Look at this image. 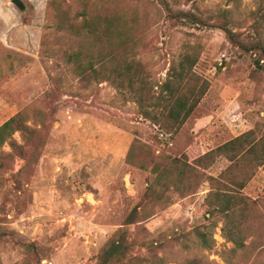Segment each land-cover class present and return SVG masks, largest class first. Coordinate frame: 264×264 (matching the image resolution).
<instances>
[{"label": "rangeland", "instance_id": "rangeland-1", "mask_svg": "<svg viewBox=\"0 0 264 264\" xmlns=\"http://www.w3.org/2000/svg\"><path fill=\"white\" fill-rule=\"evenodd\" d=\"M21 1L22 10L0 0V126L20 113L26 128L0 146V264H99L118 238L128 253L110 264H264V163L234 176L240 190L206 178L229 166L224 156L197 169L203 176H180L188 190L168 183L179 170L172 160L185 159L190 145L205 153L255 125L264 130V0H164L194 14L195 24L169 15L160 0ZM114 15L135 45L126 55L135 51L151 82L166 79L186 46L196 57L192 70L208 89L177 132L143 118L109 81L79 80L66 63L78 48L109 56L114 47L72 45L54 23L75 29L86 17L104 28ZM215 190L256 201L243 218L236 208L229 224L244 248L224 237L223 216L207 199Z\"/></svg>", "mask_w": 264, "mask_h": 264}, {"label": "trees", "instance_id": "trees-1", "mask_svg": "<svg viewBox=\"0 0 264 264\" xmlns=\"http://www.w3.org/2000/svg\"><path fill=\"white\" fill-rule=\"evenodd\" d=\"M160 1L165 11L175 19L192 24L200 23L194 14L183 11L173 12L164 0ZM102 24L100 19L95 21L86 17L75 29L73 25L54 23V30L64 32L66 37L69 35L73 41L72 45H80L83 40L90 39L92 42H109L114 47L112 55L109 56L84 54L81 48L70 52L66 56V63L72 65V73L81 81L87 78L109 81L118 96L136 104L143 118L162 131L177 132L193 114L208 89V83L195 75L192 70L196 63L194 54H191L186 46V50L170 64L166 79L161 84L154 83L149 80L142 64L136 60L135 51L132 52L133 56L130 58L126 55L128 50L133 51L135 45L128 35L127 24L121 21V16L109 17L104 23V28H102ZM219 27L233 46L246 50V44L238 38L237 34L225 25ZM257 45L260 48L261 44L257 43ZM256 65H259L258 61H256ZM23 129L26 128L22 124L20 113L7 120L0 126V146L12 130L22 131ZM258 130V126L255 125L252 129L205 153H200L197 145H190L184 154L185 159L172 160V164L179 170L176 181H168V183H172L178 192L188 190V186L186 188L179 186L180 176L196 174L203 176L197 169L210 167L219 156L226 157L230 164L217 177L206 176L210 182L226 188L228 183L234 182L233 178L236 174L243 175L246 170L249 176L252 175L255 167L264 163V130L262 132ZM131 153L132 151L128 154V159H131ZM241 180L234 182L236 190L243 189L244 183ZM211 197L215 202L212 211L223 216L222 232L224 237L238 248H244L243 239L240 238L239 233L231 230L229 224L236 208H239V216L243 218L247 205L254 204L256 201H251L248 197L239 194L238 191L232 190L225 192L215 190L208 194L207 199ZM202 237L205 241L204 236ZM128 249L129 245L123 238L109 241L99 256V264L120 263L125 260ZM160 263L159 259L153 264Z\"/></svg>", "mask_w": 264, "mask_h": 264}, {"label": "water", "instance_id": "water-1", "mask_svg": "<svg viewBox=\"0 0 264 264\" xmlns=\"http://www.w3.org/2000/svg\"><path fill=\"white\" fill-rule=\"evenodd\" d=\"M11 2L20 10L24 8V5L21 0H11Z\"/></svg>", "mask_w": 264, "mask_h": 264}]
</instances>
